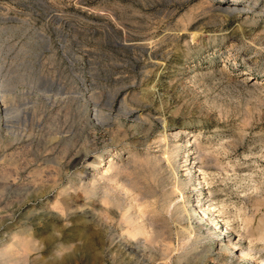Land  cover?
Masks as SVG:
<instances>
[{"label":"rangeland","instance_id":"1","mask_svg":"<svg viewBox=\"0 0 264 264\" xmlns=\"http://www.w3.org/2000/svg\"><path fill=\"white\" fill-rule=\"evenodd\" d=\"M241 247L264 260V0H0V264Z\"/></svg>","mask_w":264,"mask_h":264},{"label":"bare ground","instance_id":"2","mask_svg":"<svg viewBox=\"0 0 264 264\" xmlns=\"http://www.w3.org/2000/svg\"><path fill=\"white\" fill-rule=\"evenodd\" d=\"M247 81H248V80H247ZM189 142H190V141H189ZM191 143H193L192 140H191ZM110 152H111V150H110ZM113 154H114V153H113ZM195 159H196V158H195ZM108 160H110V159H108ZM108 160H107V161H108ZM108 165H109V164H108ZM106 168H107V166H106ZM106 168H105V166H104L103 169H101V171H100L101 176H103L104 174H107L108 169H106ZM98 170H99V169H98ZM98 170H95V171H98ZM185 171H186V170H185ZM95 173H96V172H95ZM202 181H203V180H202ZM199 182H200L199 185H201V186L204 185L201 181H199ZM202 187H203V186H202ZM203 189H204V188H203ZM200 190H201V189H200ZM198 191H199V190H198ZM201 195H203V194H200L199 197H198V199H197V201H195V202H197V204H198L197 206H198V208H199L200 210L203 209V208H202V205H203V204H202V203H203V199H201V197H200ZM197 206H196V207H197ZM183 209H185V208H183ZM183 209H182V210H183ZM199 209H198V210H199ZM200 210H199V211H200ZM206 210L209 211V213H212V212L214 213L215 208L211 205V206H209L208 209H206ZM185 211H186V210H185ZM181 212H183V211H181ZM181 212H180V213H181ZM196 212H197V211H196ZM201 212H202V211H201ZM201 212H200V213H201ZM215 212H216V211H215ZM202 213H203V218H205V216H207V213L205 212V210H204V212H202ZM201 215H202V214H201ZM216 215H217V217H220V216H218V214H216ZM219 215H220V214H219ZM188 216H189V215H188ZM214 216H215V215H214ZM217 217H216V218H217ZM134 218H135V217H134ZM126 219H127V218H126ZM130 219H131V218H130ZM136 219H137V218H136ZM136 219H134V220H136ZM127 220H128V219H127ZM132 220H133V219H132ZM205 220H207V218H206ZM219 220H220V219H219ZM136 221H137V220H136ZM208 221L212 222V221L209 219V217H208ZM208 221H207V222H208ZM222 221H223V220H222ZM212 223H213V222H212ZM214 224H215V222H214ZM131 225H132V224H131ZM225 225H226V229H227L228 226H227L226 222H225ZM133 226H134V225H133ZM136 226H137V228L139 227L138 225H136ZM143 226H144V225H143ZM135 228H136V227H135ZM137 228H136V229H137ZM141 228H142V227H141ZM141 228H140V229H137V230L134 229V232H135V231L137 232V233L135 232V233L137 234V236H139L138 233H140V235L143 233L144 230L141 229ZM144 229H146V228H144ZM228 229H229V228H228ZM192 231H193V230H192ZM224 231H225V230H224ZM226 231H227V230H226ZM134 232H133V233H134ZM227 232H228V231H227ZM131 233H132V232H131ZM144 233H145V232H144ZM144 233H143L142 235H144ZM188 234H189V233H188ZM191 234H192V233H191ZM129 235H131V234H129ZM132 235H133V234H132ZM142 235H141V236H142ZM136 238H137V237H136ZM22 240H23V238H22ZM25 240H26V239H25ZM23 241H24V240H23ZM23 241H21V242H23ZM31 243H32V242H31ZM229 244H230V246H231V245L233 246V247L231 246L232 249L235 248V247H236V248L238 247V245L236 246V244H234V243H231V242H230ZM24 245H25V244H24ZM20 246H23V244L20 245ZM24 247H25V246H24ZM26 248H28V247H26ZM24 249H25V248H24ZM239 249H240V251H241V253H238V255L240 254V258H248V257L250 258V257L253 256V255L250 256L251 254H249L248 252H246L247 250H246V251H244L245 249L242 250V249H243L242 247L239 248ZM25 250H26V249H25ZM233 250H234V249H233ZM237 250H238V249H237ZM19 251H20V250H19ZM21 251H22V248H21ZM237 259H238V257H237ZM256 259H257V258H256ZM262 259H263V258H262ZM238 260H239V259H238ZM242 260H243V259H242ZM250 260H251V258H250ZM254 260H255V259H254ZM248 261H249V260H248ZM251 261H253V260H251ZM251 261H250V262H251ZM255 261H256V260H255ZM260 261H261V263H259V264H264V260H260ZM253 262H254V261H253ZM254 263H255V262H254ZM255 264H257V262H256Z\"/></svg>","mask_w":264,"mask_h":264}]
</instances>
